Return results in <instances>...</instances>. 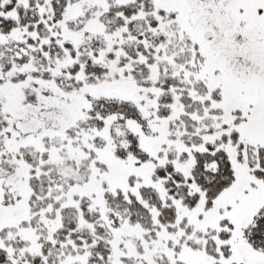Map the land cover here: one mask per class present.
<instances>
[{
    "label": "snow or ice",
    "instance_id": "obj_1",
    "mask_svg": "<svg viewBox=\"0 0 264 264\" xmlns=\"http://www.w3.org/2000/svg\"><path fill=\"white\" fill-rule=\"evenodd\" d=\"M0 264H264V0H0Z\"/></svg>",
    "mask_w": 264,
    "mask_h": 264
}]
</instances>
